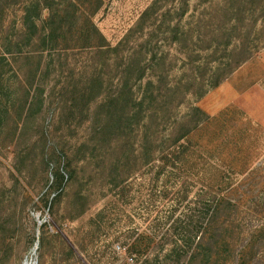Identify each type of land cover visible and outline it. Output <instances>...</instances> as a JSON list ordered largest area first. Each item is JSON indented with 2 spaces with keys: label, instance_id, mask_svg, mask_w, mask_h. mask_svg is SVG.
<instances>
[{
  "label": "rangeland",
  "instance_id": "rangeland-1",
  "mask_svg": "<svg viewBox=\"0 0 264 264\" xmlns=\"http://www.w3.org/2000/svg\"><path fill=\"white\" fill-rule=\"evenodd\" d=\"M154 1L110 0L94 22L115 46ZM24 2L0 0L2 44L14 39ZM176 7L182 10L178 1ZM184 8L180 23L175 12L165 16L166 7L154 17L157 29L147 50L158 55L151 66L166 104L146 105L160 115L149 122L148 132L161 138L176 118L196 115L192 122L202 125L192 139L197 145L192 172L201 181L191 179L183 199L182 172L151 175L148 166L137 173L130 161L124 169L127 187H114L117 174L109 165L130 156L138 140L134 132L109 131L106 139L113 145L118 140V150H108V142L104 152L72 148L87 136L86 75L95 69L104 78L113 76L103 66L108 57L77 50L46 54L37 78L46 85L43 110L24 106L26 94L16 74L8 71L0 87V264H137L121 240L135 232L154 235L156 252L163 256L170 248L166 235L183 236V214L195 209L207 182L219 193L229 184L241 200L246 232L255 237L261 229L258 237L264 238V0H188ZM22 68L27 78L38 60ZM214 170L224 179L215 180ZM105 208L109 216L99 217ZM170 218L181 220V228L173 232ZM57 232L61 237L53 238ZM73 242L78 255L70 252ZM262 242L252 264H264Z\"/></svg>",
  "mask_w": 264,
  "mask_h": 264
},
{
  "label": "trees",
  "instance_id": "trees-1",
  "mask_svg": "<svg viewBox=\"0 0 264 264\" xmlns=\"http://www.w3.org/2000/svg\"><path fill=\"white\" fill-rule=\"evenodd\" d=\"M109 1L25 0L20 10V19L16 23L17 33L14 39L6 38L7 44L0 42V50L3 51L2 53L0 51V87H3L8 71L16 74L26 94L24 106L29 108L37 106L43 110L46 85L41 84L40 80L37 81V78L42 72L46 54L62 56L77 50L92 51L94 56L108 57L103 66L109 68L113 76L104 78L95 69L90 75H86L85 81L91 99L88 102V118H86L87 136L83 142L72 147L75 149L74 152L86 149L104 152L103 143L107 142L108 150H118V140L113 145L112 140L106 139L109 131L115 128L120 131L122 129V135L134 132L138 140L130 156L118 158L109 165L117 174L112 180L114 187L117 189L121 187L123 190L127 187L130 178L124 169L126 164L132 161L137 173L148 166L151 175L161 171L162 173L182 172L183 194H185L183 199H188L190 185L194 181L191 179L196 177L201 181L199 173L193 174L195 172L193 169L197 165V145L192 139L202 122L201 120L192 122V118L196 116L192 114L176 118L167 132L159 138L156 133L151 135L148 132L150 128L148 124L152 120H159L160 115L158 116L157 110H151L146 106L153 102L166 104L162 89L158 86L161 79L154 78L151 66L158 55L147 50L153 44V34L157 29L155 25L158 19L154 17L162 7H166L168 10L165 16L175 12L180 23L187 11L183 9V5H187L188 0H155L142 13L136 26L115 46L107 41L94 22L96 15ZM177 1L178 5L181 4V11L176 7ZM0 23H3L1 16ZM158 23L160 25V22ZM7 57H11V62L7 61ZM33 59L38 60V68L34 72L29 71V76L26 78L24 76L26 71L22 65ZM5 68L9 70L5 72ZM75 69L76 66L72 69L74 74ZM20 75H23L22 78ZM172 89L171 87L170 90ZM14 101L15 98L11 103ZM192 111L202 114L199 108H194ZM135 118L137 122L133 123ZM178 127H183V134ZM108 150L104 153L105 157ZM72 152L73 150L71 157ZM46 166L49 168L50 163L48 162ZM72 167L69 163V169L73 174L77 173V166H74L73 170ZM214 171L218 172L215 180L224 179L223 173ZM223 184L225 185V182ZM226 186L223 188V193H219L217 186L215 188L207 182V186L195 198V209L183 214V236L177 239L174 238V233L170 235L169 232L166 235L168 239L164 237L166 245L170 247L167 254L163 256L157 254L154 235L137 232L122 237L126 252L130 256L137 257V264H252L264 240L258 237L262 230H257L255 237L249 236L242 218L241 200L233 196L234 193L228 189L229 184ZM104 214L109 216L108 208H105L99 217ZM170 219L173 220L170 226L173 232L181 228L179 227L181 220ZM45 236L46 233L43 232L41 244ZM58 237H61L58 232L53 235V238ZM68 245L71 253L79 254V247L75 242Z\"/></svg>",
  "mask_w": 264,
  "mask_h": 264
},
{
  "label": "water",
  "instance_id": "water-1",
  "mask_svg": "<svg viewBox=\"0 0 264 264\" xmlns=\"http://www.w3.org/2000/svg\"><path fill=\"white\" fill-rule=\"evenodd\" d=\"M38 246H39V241H37V243H36V248H35V250H37L38 249Z\"/></svg>",
  "mask_w": 264,
  "mask_h": 264
},
{
  "label": "bare ground",
  "instance_id": "bare-ground-1",
  "mask_svg": "<svg viewBox=\"0 0 264 264\" xmlns=\"http://www.w3.org/2000/svg\"><path fill=\"white\" fill-rule=\"evenodd\" d=\"M28 264V263H27Z\"/></svg>",
  "mask_w": 264,
  "mask_h": 264
}]
</instances>
